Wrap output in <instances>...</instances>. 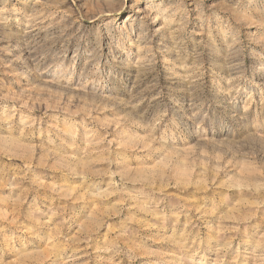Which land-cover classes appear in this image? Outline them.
I'll list each match as a JSON object with an SVG mask.
<instances>
[{
    "label": "rangeland",
    "instance_id": "374dc122",
    "mask_svg": "<svg viewBox=\"0 0 264 264\" xmlns=\"http://www.w3.org/2000/svg\"><path fill=\"white\" fill-rule=\"evenodd\" d=\"M0 264H264V0H0Z\"/></svg>",
    "mask_w": 264,
    "mask_h": 264
}]
</instances>
